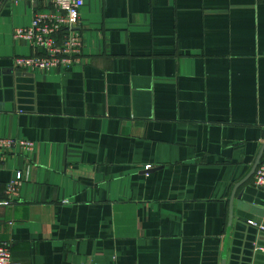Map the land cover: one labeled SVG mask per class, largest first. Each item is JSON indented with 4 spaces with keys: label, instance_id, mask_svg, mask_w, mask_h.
<instances>
[{
    "label": "crops",
    "instance_id": "obj_1",
    "mask_svg": "<svg viewBox=\"0 0 264 264\" xmlns=\"http://www.w3.org/2000/svg\"><path fill=\"white\" fill-rule=\"evenodd\" d=\"M51 11L0 0V138L34 146L0 167L13 260L264 264V0H84L83 62L17 70Z\"/></svg>",
    "mask_w": 264,
    "mask_h": 264
},
{
    "label": "built area",
    "instance_id": "obj_2",
    "mask_svg": "<svg viewBox=\"0 0 264 264\" xmlns=\"http://www.w3.org/2000/svg\"><path fill=\"white\" fill-rule=\"evenodd\" d=\"M84 0H51L52 11L35 12L28 27L13 31V39L26 41L40 54L14 59V67L20 71L50 72L68 69L83 62L80 11ZM33 143L20 139L0 138V167L9 156L28 157ZM22 173L17 172L5 188V200L0 205L17 202L22 186ZM253 185L264 192V157L256 167ZM0 264H20L13 260L9 245L0 243Z\"/></svg>",
    "mask_w": 264,
    "mask_h": 264
},
{
    "label": "water",
    "instance_id": "obj_3",
    "mask_svg": "<svg viewBox=\"0 0 264 264\" xmlns=\"http://www.w3.org/2000/svg\"><path fill=\"white\" fill-rule=\"evenodd\" d=\"M261 155H262V153H261ZM261 155L259 156V158L257 159V161L255 162V165H254V167H253V170H252V173L255 171V169H256V167L258 166V164H259V161H260V158H261ZM230 210H231V208H230ZM230 218H231V216H230ZM256 249H261V247H260V245H256V247H255Z\"/></svg>",
    "mask_w": 264,
    "mask_h": 264
}]
</instances>
